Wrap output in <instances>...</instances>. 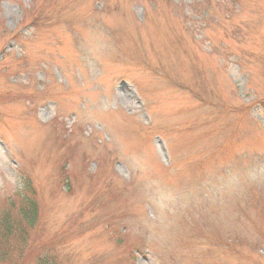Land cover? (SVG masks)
I'll return each mask as SVG.
<instances>
[{"label":"rangeland","instance_id":"374dc122","mask_svg":"<svg viewBox=\"0 0 264 264\" xmlns=\"http://www.w3.org/2000/svg\"><path fill=\"white\" fill-rule=\"evenodd\" d=\"M260 169L264 0H0V200L36 191L27 264H264ZM145 178L174 196L153 228Z\"/></svg>","mask_w":264,"mask_h":264},{"label":"trees","instance_id":"16d2710c","mask_svg":"<svg viewBox=\"0 0 264 264\" xmlns=\"http://www.w3.org/2000/svg\"><path fill=\"white\" fill-rule=\"evenodd\" d=\"M40 207L34 187L24 180L18 190L0 200V264H27L31 232L38 223ZM30 264H56L49 248L37 251Z\"/></svg>","mask_w":264,"mask_h":264},{"label":"clouds","instance_id":"9594fccd","mask_svg":"<svg viewBox=\"0 0 264 264\" xmlns=\"http://www.w3.org/2000/svg\"><path fill=\"white\" fill-rule=\"evenodd\" d=\"M95 37L91 34H86V40L93 47ZM258 174H264V169L252 170L248 175L256 178ZM145 191L143 193L144 199L156 211V215H151L145 218V226L153 228L158 224H163L167 212L171 210V205L174 200L172 191L161 179H147L145 178Z\"/></svg>","mask_w":264,"mask_h":264}]
</instances>
